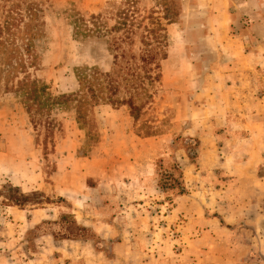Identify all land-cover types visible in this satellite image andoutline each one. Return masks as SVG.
Masks as SVG:
<instances>
[{
    "label": "rangeland",
    "instance_id": "obj_1",
    "mask_svg": "<svg viewBox=\"0 0 264 264\" xmlns=\"http://www.w3.org/2000/svg\"><path fill=\"white\" fill-rule=\"evenodd\" d=\"M130 1L139 16L154 13L167 35L161 80L148 87L152 99L137 121L126 107L102 104L80 126L72 106L59 105L47 114V136L21 98L4 91L0 73V264H264V0ZM125 2L0 0V24L5 6L20 4L23 13L33 5L37 63L27 73L58 98L78 92L76 73L115 68L119 76L133 66L130 59L113 66L108 46L117 35L85 31L91 17L112 28ZM141 33L122 46L128 58L142 49ZM211 73H244L246 91L207 87ZM178 102L189 112L183 117ZM212 123V142L200 141ZM146 133L152 144L143 152ZM146 167L158 186L150 194L128 178ZM98 187L136 204L119 207L126 215L106 236L95 226L100 208H92L100 197H86ZM22 195L34 196L16 203ZM73 195L87 205L75 208ZM179 197L185 202L175 212Z\"/></svg>",
    "mask_w": 264,
    "mask_h": 264
},
{
    "label": "trees",
    "instance_id": "obj_2",
    "mask_svg": "<svg viewBox=\"0 0 264 264\" xmlns=\"http://www.w3.org/2000/svg\"><path fill=\"white\" fill-rule=\"evenodd\" d=\"M124 5L125 8L118 11L112 28H102L98 17H91L92 29L86 25L85 31L98 33L103 37L109 33L117 35L111 39L108 46V51L113 57V66L116 67L121 59H130L133 66L126 67V73L119 76L114 75L119 73L115 68L105 73L91 70L76 73L78 92L58 98L51 96L45 83L31 79L27 73V69L35 67L37 63L34 43L39 30L33 24V18L36 17L35 8L33 5H27L22 13L20 4L4 7L6 9L0 24V73L6 81L4 91H12L21 98L34 129L40 127L43 122L47 136H50L53 122L47 114L59 105L64 108L71 105L80 126L81 121L87 118V110L102 104L111 105L115 109L126 107L130 116L137 121L147 102L152 99L148 87L161 80V62L167 58V35L160 19L155 17L154 13L139 16L134 1L126 0ZM140 29L142 33L138 37V43L142 49H139L137 57L130 55L128 58L122 46L133 45L134 37ZM78 30L76 34H81ZM20 74L23 75L22 78ZM8 81L12 82L10 86ZM144 97L146 101H143ZM145 136L151 135L146 133ZM176 169L179 172V168ZM33 196L22 195L21 199H16L15 202H28Z\"/></svg>",
    "mask_w": 264,
    "mask_h": 264
},
{
    "label": "crops",
    "instance_id": "obj_3",
    "mask_svg": "<svg viewBox=\"0 0 264 264\" xmlns=\"http://www.w3.org/2000/svg\"><path fill=\"white\" fill-rule=\"evenodd\" d=\"M249 3H250V0L247 2L248 6H249ZM211 74H212L211 83H208V85H207V87H209V88L212 87V88L216 89V88L220 87L223 90L228 89L230 92H240V93H242V91L243 92L246 91V89L244 87L242 88L243 84L240 82L241 79L246 78V75H244V73H211ZM216 81H218V84ZM233 88H237V89L242 88V89H238V91H233L234 90ZM215 100H216L215 97H214V99L212 98V102H215ZM231 103L233 105L234 101H231ZM261 104L264 105L263 100H262ZM237 105L240 106V103H237ZM241 106L244 107V104H242ZM183 108L184 107L182 106V104L180 102H178V117H183L184 115H186V113H189L186 111L185 112L182 111ZM191 110H192V106H191ZM119 111H121V110H119ZM119 111L116 110L114 112H119ZM178 120H179V118H178ZM216 124H218V123H216ZM216 124L214 125V123H212L211 124L212 130L206 134L200 135L199 137H202V138L199 140L203 141V142L211 143L212 138L214 137V130L216 127H218V125H216ZM153 138H155V137H153ZM151 139H152L151 137L140 139L139 145H140V148L143 152H145V145L146 144L151 146V144H152V143H150ZM155 139L158 140V138H155ZM254 139H255L254 135H250L248 138H244L243 141L244 142H252V141H254ZM253 148H255V147H253ZM253 148L251 149L250 147H248L247 148L248 151H246V153L248 152V153H250V155L255 153ZM151 150H152V148L150 147V152H151ZM203 150H204V148H203ZM143 171L144 172H140L139 170H136V171H134V173H132V169H131V173L128 176V178H132L131 183H130V187H134V190L138 189L137 191H140V192L146 191V192H148V194H150V192H156V190L158 189V186H157L156 182L154 180H152V177H153L152 167H146V170H143ZM88 190H89V192L86 194L87 198L90 199L91 196H95V195L100 197L99 200L96 199L97 201H94L95 203L92 204L93 205L92 208L93 209H96L97 207L100 208L98 210H95L96 212H93V214L96 218L95 221H97L95 224L96 229L101 227L100 229H97V230L103 236H106V232L107 233L112 232L111 228L109 226V223H112L116 220L119 221V218L121 215H123V214L126 215L127 210L122 211V208H119L120 206H123L125 208V207H129V205H130V207H134L136 205L134 203V200L129 199V198H127V199L124 198L123 200L120 201V203L117 202L116 199L113 198L112 195H110V193H109V195L106 194L107 192H114L110 189L106 190V189H102V187H98L96 189H88ZM63 192H67L68 193L67 195L73 194V193H71V191L69 189L63 190ZM102 193H103V196H106V197L103 198L101 196ZM67 195H64V197H66ZM137 195H139V193H137ZM107 197H109V198H107ZM78 198H79V195L78 196L73 195L72 205L75 208H82L83 206L87 205V203L84 204L83 201H77L76 199H78ZM114 202H117V203H114ZM184 202H185V200L182 199L181 197L177 198L176 199V207H175L174 211L178 212V211L182 210ZM113 206H116L118 211L116 210L112 215H109V214L105 213V211H103V210H105V208L110 210V207H113ZM137 207H141V205L138 204ZM80 213H82V211Z\"/></svg>",
    "mask_w": 264,
    "mask_h": 264
}]
</instances>
